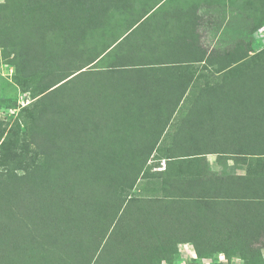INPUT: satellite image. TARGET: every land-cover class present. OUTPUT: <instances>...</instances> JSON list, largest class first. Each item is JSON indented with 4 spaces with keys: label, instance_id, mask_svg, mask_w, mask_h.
<instances>
[{
    "label": "rangeland",
    "instance_id": "374dc122",
    "mask_svg": "<svg viewBox=\"0 0 264 264\" xmlns=\"http://www.w3.org/2000/svg\"><path fill=\"white\" fill-rule=\"evenodd\" d=\"M37 1H0V172L25 173L33 164L32 136L36 139L41 128L52 134L48 140L54 139L51 144L57 151L67 150L78 134L85 151L145 156L136 158L143 164L135 184L118 188L123 203L117 213L104 203L102 191L108 189L103 185L95 209L86 213L76 206L81 192L71 194L74 201L65 198L62 207H68L61 211L60 200L49 205L46 188L44 195L41 190L27 195L31 199L14 197L12 191L6 197L1 182L0 264H264V236L252 239L251 245L241 236L264 235L257 204L222 203L215 211L182 196L187 187L195 195H210L215 179L229 174L248 178L264 174V166L257 165L259 158L247 157L250 163L214 152L194 159L172 157L187 149L191 153L222 149L208 135L260 132L252 122L251 128H242L249 124L242 112L229 113L220 106L213 112L201 109L200 92L205 84L228 78L233 88L245 85L248 71L260 77L264 0H170L174 14H152L144 20L140 11L121 6L127 0H53L49 7H31ZM140 20L129 40L122 42L128 25ZM119 40L121 46L115 47ZM127 63H142L147 75L130 73ZM51 66L62 68V73L49 72ZM28 71L34 72L29 79ZM80 71L69 91L42 93ZM159 77L164 81L156 82ZM166 86L186 92L177 101ZM73 114L78 122L59 142L54 132L60 129L64 136L61 121ZM213 118L221 124L213 125ZM204 121L205 126L198 127ZM186 143L191 146L186 148ZM253 151L264 148L254 145ZM208 172L212 182L203 180L191 190L189 179L200 180ZM14 181L13 187L18 185ZM234 187L227 184L220 197ZM237 192L246 191L243 187ZM221 214L247 219L249 226L233 227L238 230L233 239L219 238L228 227L218 220Z\"/></svg>",
    "mask_w": 264,
    "mask_h": 264
},
{
    "label": "trees",
    "instance_id": "16d2710c",
    "mask_svg": "<svg viewBox=\"0 0 264 264\" xmlns=\"http://www.w3.org/2000/svg\"><path fill=\"white\" fill-rule=\"evenodd\" d=\"M52 4H55L53 0H38L37 3H34V5L31 4V7H35L36 5H38L39 8H43L44 6L49 7ZM131 32H134V30ZM131 32L125 30V35L122 37V42L123 40L126 41L127 38L129 40L130 37H128V35H130ZM120 41L121 40H119L118 42L116 41L115 47L118 45L121 46L122 43ZM115 47L113 46L110 50H108V52ZM105 55L107 54H104V56ZM53 59L55 60V62L60 61V58ZM127 59L131 61V58ZM24 65L26 66V68L28 67L26 64ZM124 65L128 67L130 73L134 72L132 74L138 72L140 76L141 74L147 75L146 73H144L147 71V69H145L142 63H127ZM112 68L114 67L111 66L110 70H113ZM260 71L261 72L258 73L260 74V77H252L251 74H253L254 71H248L247 73H245V76H247L246 83L245 85L242 84L238 88H233L232 86L228 85L233 81H230L228 78V80H226L225 82L215 83L212 85L205 84V86L201 89L200 92V95L204 101V104H201L200 106L201 109H209L213 112L216 110L217 107L220 106L222 111H227L229 113H235L236 111L242 112L243 117L249 119V124L247 126H242V128H251V125L253 124V129L259 130V133H256V135H246L245 132L242 131L241 135L239 136H222L218 138H215L214 134H212V136L208 135L207 138L211 139L212 143H219L217 145L218 147L219 145H221L222 149L216 151H201L192 153L191 150L187 149L186 153L181 155H173L172 157H182L183 159H186L188 157L194 159L202 158L207 153L214 152L219 154L231 155V157H241L243 158L244 162L250 160V163L252 162V160H248L247 157H257L259 158L257 161V165L259 167H263L264 158L262 157H264V151H253L254 145H259L261 148H264V63L261 65ZM49 72H57L59 74L62 73V68H52L51 66L49 67ZM82 72L80 71L76 74H74L75 72H72L67 77H65V79L67 78L66 80L64 79L63 82L59 83L53 88L52 86H54V84L52 86L50 85L44 88L42 93L45 91H50V93H52L53 95L56 90L58 91H56L55 93L69 91V85L71 84L73 86V84L77 82V78L81 76L80 73ZM33 73L34 72L31 71L26 72L25 78H31L34 75ZM153 76L156 77V73H154ZM249 78L251 79L250 83ZM156 80L159 82L164 81L162 77L155 78V81ZM161 84L164 86V82ZM155 85H157V83H155ZM173 89L174 88H170V90H168V94L170 96L175 97V100L179 101L183 97V93H185L186 90L179 89L177 91ZM69 97L72 99L74 98V100H77L75 95L70 94ZM248 99L252 101L248 103ZM70 101L71 104L77 103L73 100ZM257 101H259V103H257ZM81 107L83 106L81 105ZM259 108H261L260 115H258ZM80 114L83 116L82 111L80 112ZM245 114H247L248 116ZM70 117H72V120L69 118L65 119L64 121H61L62 123H64L65 126V130L62 129V131L65 132L64 136L62 135L60 129L57 132H54V134L58 133V136H53L56 137L59 142H63L65 140L66 130L70 132L73 124H77L78 122L77 114H73ZM212 121L213 125L219 123L216 121V118H213ZM79 122L81 123L80 119ZM241 122H245L244 119H242ZM250 122H252V124H250ZM258 122L260 124H258ZM35 125H37V123ZM202 125L205 126V121L200 122L198 127ZM45 131L46 130L44 128H41L40 132H38L39 135L36 136V139L35 134H33L32 136L31 143L34 146V149L33 154L29 155V157H31L30 163L33 162V164L26 168L24 174L16 176V174L12 170H7L6 173L0 172V184L4 181L2 186L6 188L5 196L7 197L8 195L7 191H12L14 197L23 198L24 195L27 196L33 194L34 192H36V190H41V196L44 195L43 193H41L42 189L46 188L48 189L46 193L47 198L51 200L49 201V205L53 204V200L56 199L57 201L60 200L59 205L62 207V205L65 204V198L74 201V199H72L73 196L71 194L81 192L80 196H78L79 199L77 201L76 206L80 207L83 212L90 213L91 210L95 209V206L98 202V196L100 195V191L98 190V188L103 185V189H108V191H102V194L104 195V203L106 204V206H109L111 208V211H115V213H117L121 207V204L123 203L121 197L118 194V188L124 185H129V187H132L135 184V181L143 164L139 161L137 162L136 158L141 157L144 154H140V152H134L129 154L117 153L113 151H85L83 149V142L78 134H76L72 138L70 143L68 142V146L70 147L67 150L62 149L60 151H57L53 149V147L55 146L51 144V141L54 139H51L50 141L48 140L49 135L52 134L48 135V132ZM190 140L191 139H188L187 141L190 142ZM107 142L108 144H112L113 141ZM190 144L191 143H186L185 147H190ZM231 147H234L235 149L231 150ZM248 147H251L252 151L249 152ZM64 162L66 164L65 167H63L62 165V163ZM208 173V175L206 174L204 178H201L200 180L189 179L191 190H194V186H198L199 183L203 180L207 182L210 181L208 183H211L212 173ZM115 174H118L117 177ZM196 174H198V172ZM199 174L201 175L200 172ZM14 179L17 180L18 184L17 186L15 185V187H13V184L15 182ZM59 179L62 180L61 184L59 182ZM239 179L243 183L239 182ZM215 180L217 181L216 187H214L212 184L209 188L211 189V196L208 194L207 196H202L200 194L195 195L188 190V187L187 190L184 188L185 190H183L182 196H184V199L185 197L190 199L193 198V201L195 203H204L205 206H211V208L215 211L218 207H222L223 204H232L235 206H249L250 204L255 203L259 208V218L262 221V229H264V174L256 175L255 178H248L245 177V175H227L225 177H218ZM229 182H231L232 184H230ZM227 184L229 186L234 185L235 187L232 189V191L228 193L229 195L220 197V193L223 192ZM41 185H46V187H43ZM253 185H255V189L253 188ZM237 186H240L241 188H238ZM243 187L246 191L245 193L240 194V192H237L240 191ZM253 189L255 193L252 195L251 191ZM27 198L31 199L29 196H27ZM40 199L41 198H38L37 200L39 201ZM78 202L80 203L78 204ZM67 207L68 206L62 207L61 211L66 210ZM86 215H92V217L95 218L97 214ZM219 217L220 218L218 220L221 221V225L224 223V226H228L222 231V234H220L221 236L219 238L222 237V239L224 236H226L228 240L234 238V232L237 231L238 233V230L234 231L233 227H238L242 229L249 226L247 219H242L240 217H235L233 219L224 214H221V216ZM241 236L243 239L245 238L243 236H246L248 238V240L246 239V241L249 242V245H251L253 242L252 239L257 241L258 237L264 235L262 232H256L251 234L243 233L241 234Z\"/></svg>",
    "mask_w": 264,
    "mask_h": 264
},
{
    "label": "crops",
    "instance_id": "0c3cea01",
    "mask_svg": "<svg viewBox=\"0 0 264 264\" xmlns=\"http://www.w3.org/2000/svg\"><path fill=\"white\" fill-rule=\"evenodd\" d=\"M169 2L170 0H127L126 2H121V6H124V7L126 6L127 9H130V10L134 9V10L140 11V13L145 16L142 19L144 20L146 19V17L151 16L152 14H157L158 16H161L164 14H170V13L174 14L173 12H170L169 10L175 7V5H172V2H170L171 4H169ZM121 6H118V7L120 8ZM142 20L138 21L137 23H134V24L132 23L131 25H128L126 30L128 32H131L133 30L136 31L138 26L142 22ZM144 27H145V24H143L142 29ZM229 175L230 176H241L243 174L238 173V174H229Z\"/></svg>",
    "mask_w": 264,
    "mask_h": 264
},
{
    "label": "built area",
    "instance_id": "2783aa9c",
    "mask_svg": "<svg viewBox=\"0 0 264 264\" xmlns=\"http://www.w3.org/2000/svg\"><path fill=\"white\" fill-rule=\"evenodd\" d=\"M225 261H228L227 259H225Z\"/></svg>",
    "mask_w": 264,
    "mask_h": 264
}]
</instances>
